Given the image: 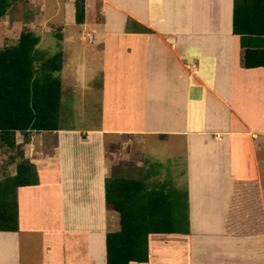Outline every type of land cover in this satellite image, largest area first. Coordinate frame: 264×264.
<instances>
[{
	"label": "crops",
	"instance_id": "crops-1",
	"mask_svg": "<svg viewBox=\"0 0 264 264\" xmlns=\"http://www.w3.org/2000/svg\"><path fill=\"white\" fill-rule=\"evenodd\" d=\"M63 1L76 23L75 0ZM233 2L84 0L85 21L59 38L61 103L63 83L77 75L82 99L96 91L99 120L15 132L38 182L16 188L18 229L0 230V264H107L106 233L120 224L105 178L113 166L122 176L156 178L150 162L119 158L123 135L141 141L144 155L147 138L171 151L179 143L189 221L150 233L148 260L129 264H264V66L240 64ZM23 19L9 20L20 27L14 40L23 24L46 16ZM256 39L264 37L246 41ZM13 44L2 39L0 48ZM107 141L116 143L110 158ZM16 163L0 178L14 175Z\"/></svg>",
	"mask_w": 264,
	"mask_h": 264
},
{
	"label": "trees",
	"instance_id": "trees-1",
	"mask_svg": "<svg viewBox=\"0 0 264 264\" xmlns=\"http://www.w3.org/2000/svg\"><path fill=\"white\" fill-rule=\"evenodd\" d=\"M11 3L0 0V17ZM84 6V0H75L78 24L85 20ZM232 31L240 36L241 66H264V48L246 41L249 36L264 37V0H234ZM39 40L38 34L23 29L16 44L0 48V147L14 149L16 131L28 134L31 130L59 128L63 53L36 59L33 53ZM37 182L34 165L23 158L17 162L14 175L0 178V230L18 229L16 188ZM171 198L165 183L122 176L113 166L105 178V200L118 212L120 228L106 233L107 264L145 262L150 233L179 229L176 224L182 218L175 217ZM185 220L184 228H188V216Z\"/></svg>",
	"mask_w": 264,
	"mask_h": 264
},
{
	"label": "rangeland",
	"instance_id": "rangeland-1",
	"mask_svg": "<svg viewBox=\"0 0 264 264\" xmlns=\"http://www.w3.org/2000/svg\"><path fill=\"white\" fill-rule=\"evenodd\" d=\"M32 0H12L13 7L10 9V18H0V42L9 41L10 43H16L14 40L19 33V26L10 24L9 20L13 17H19L25 21L36 19L39 16H46V21H34V24L22 25L23 29H30L36 34L42 35L43 40L40 45L34 49V56L36 59L51 56L52 54L60 51L64 47L63 41L59 40L67 31L73 33L75 29H78L77 23H70L65 17L64 1L63 0H40L38 5H33ZM45 4L43 7L42 5ZM20 6V7H18ZM99 7V1L97 2V8ZM42 9V10H41ZM89 18L92 17L90 8L87 12ZM96 19L100 21L101 15L97 14ZM85 21V20H84ZM129 29V27H128ZM86 33V32H84ZM88 45V43H86ZM264 45V39H256L252 45ZM91 45L86 48L89 49ZM77 48V47H76ZM89 53V51H88ZM67 72L71 73V66L67 67ZM72 79L76 81H70V79L63 83L64 88L62 92V103L59 114V124L63 127H79L85 128L94 125L99 120L100 103L97 100L96 91L89 92V100L82 99L83 95L80 89V83L77 81V75H72ZM73 82V83H71ZM99 83V80H97ZM69 86V87H68ZM129 135H123L119 142H117L120 149V159H133L142 163L150 162L151 169L150 175L153 171L156 178H150L149 182H163L167 185L172 193L173 205L175 206V217L177 219L182 218V222L177 223L176 227L179 229L186 226L185 217H187V191L185 186V162L184 154L180 151L179 143H176V148L171 151L167 149V146L160 144L156 139H148L146 141V150L144 155V146L141 141L132 139ZM123 143L121 144V142ZM108 142V141H107ZM133 142V143H132ZM16 144V143H15ZM115 142H108L106 145V154L110 158V151L115 147ZM20 146L16 144V147L6 148L0 147V172L3 174V166L8 162L14 160L18 162L22 158L20 157ZM17 164V163H16ZM144 175V170L141 172V176ZM184 217V218H183Z\"/></svg>",
	"mask_w": 264,
	"mask_h": 264
}]
</instances>
